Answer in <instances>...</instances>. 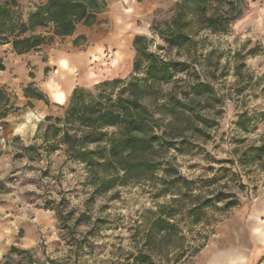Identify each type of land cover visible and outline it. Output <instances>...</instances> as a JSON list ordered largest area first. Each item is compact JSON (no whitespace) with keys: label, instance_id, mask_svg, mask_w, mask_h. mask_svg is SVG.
<instances>
[{"label":"rangeland","instance_id":"374dc122","mask_svg":"<svg viewBox=\"0 0 264 264\" xmlns=\"http://www.w3.org/2000/svg\"><path fill=\"white\" fill-rule=\"evenodd\" d=\"M36 1L19 0L25 14ZM180 1L148 0L144 6V0H137L146 14V19L137 21V24H147L149 31L161 37V30H169ZM229 1L237 4L241 14L225 31L196 32L192 25L187 29L192 33L188 45L168 47L178 58L167 60L176 62L177 74L184 73L187 79L182 77L158 84L154 94L144 100L153 116L150 126L164 139L156 143L155 151L146 156L155 167L130 175L124 183L117 180L107 190L111 168L88 165L72 157L74 151H78L77 147L90 145L86 140L81 141V136L90 129L69 114L70 98L65 104L56 103L54 106L53 102L44 99L26 97L25 88L31 84L40 88L44 77L59 67L49 60L73 59L99 46L96 40L110 30L107 25L116 12L109 4H115L117 0H106L107 8L99 16L98 24L90 28L80 26L73 36L56 38L53 43L24 55L14 53L10 45L0 47V175H3L0 179V217H6V212L9 216L6 219L16 224L19 217L33 218V211L46 208L55 214L56 219L55 225L38 226L35 230L37 238L46 237L47 242L41 239L27 248L19 244L25 236L17 226L16 234L12 233L6 240L8 244L10 240L16 242L0 256L21 257L16 264H156L152 258L155 253L163 258L164 264H229L242 244H250L247 230L240 231V236L231 237L232 229L237 225L229 223L264 192V159L246 164L240 159L248 147L264 144V121H258L249 131L236 126L241 112L252 114L264 110V74L258 73V69H264V16L259 14V7L253 9L247 0H226V3ZM252 2L264 5V0ZM169 14L170 21L156 19ZM233 24L238 27H231ZM44 31L38 29V32ZM202 32L208 34L200 36ZM237 32L239 35H234ZM79 34H85L87 41L76 46L73 41ZM138 34L143 35L136 33L127 41L129 58L123 69L104 73L110 78L98 82H94L96 79L91 83L81 82L79 75L72 83L84 87L83 103L95 105L97 111L110 101L109 98L115 96L113 100H116L119 96H126L125 93L131 94L126 90L127 83L109 85L102 90L95 86L106 80L129 76L135 56L133 39ZM194 35L200 39L195 40ZM211 36L217 38V44L227 43L229 47L222 51L212 48L205 55L201 49L211 46ZM241 36L244 37L242 42ZM221 37L232 39L221 40ZM112 40L103 43L102 51L107 59L118 50ZM235 44L239 47L234 51L231 45ZM157 48L168 54L164 45H157ZM249 60L255 61V67L248 63ZM38 73L40 79H37ZM197 76L210 82L214 90L203 96L200 103L188 94L190 81H195ZM229 77H235L231 85ZM51 82L55 84L54 81L48 84ZM169 97L181 99L192 109L185 112L186 108L178 107L179 115L175 118L164 114L161 105ZM40 114L43 119H35ZM2 115L5 116L1 118ZM29 116L31 120L26 119ZM89 116L95 118L96 112H90ZM29 123L36 124L34 135L26 136L16 131L24 126L27 133ZM85 128L88 131H84ZM26 138L42 140L43 143H22ZM170 151L175 152L170 160L157 159ZM61 154L63 158H60ZM54 155L56 159H52ZM25 159L29 163H17ZM181 169L200 174L189 179ZM161 170L170 178L157 176L156 172ZM219 185L223 187L211 194ZM228 188L234 190L225 191ZM205 191L209 192L206 198L193 196L194 192ZM168 197H172L170 203H159ZM73 200L81 203L73 205ZM185 202L192 204L186 212ZM161 214L171 222L170 229L164 233L152 229L153 221ZM241 218H245V213ZM185 228L190 235L195 233L190 241L182 235ZM125 240L137 250L129 251L121 260ZM13 246L17 247L16 251L12 250ZM65 247L69 249L68 253L60 255ZM140 257L144 258V263L138 260ZM4 263L10 264V261Z\"/></svg>","mask_w":264,"mask_h":264},{"label":"trees","instance_id":"16d2710c","mask_svg":"<svg viewBox=\"0 0 264 264\" xmlns=\"http://www.w3.org/2000/svg\"><path fill=\"white\" fill-rule=\"evenodd\" d=\"M106 8V0H37L25 14L19 0H0V45H10L18 55L27 54L53 43L56 38L75 35L80 26L93 27L98 24L99 16ZM240 14L241 10L233 1L226 3V0H181L177 4L169 30H161L160 34L168 47L182 48L192 41L187 32L190 26L194 25L196 32L225 31L229 23L238 19ZM25 15L27 20L23 19ZM189 15L192 19H187ZM38 29L45 31L38 32ZM145 40L147 36L140 34L133 39L135 56L132 71L126 79L106 80L95 86L96 89L102 90L109 85L127 83L126 90L131 94L119 96L116 100L109 98L110 101L97 111L95 105L83 103L84 87L74 88L69 99V114L77 117L82 125L90 129L81 136V141L106 145L91 149L74 146L78 151H74L72 157L88 165L111 168L112 174L107 180L109 185L105 190L113 187L117 180L124 183L130 175L154 168L146 156L155 151L156 143L164 141L163 136L150 126L153 116L149 114L144 100L154 94L156 85L170 83L176 76L178 67L172 60H164L155 53L144 51ZM86 41L87 36L79 34L73 43L78 46ZM145 60L151 61L146 68ZM213 91L211 83L199 76L188 88V94L192 95L193 100L198 99L199 103L203 96ZM25 96L51 102L43 90L34 88L32 84L25 88ZM166 101L161 105L162 112L172 118L178 117V107L186 108L185 112L192 109L177 97H169ZM92 111L96 112L95 118L89 116ZM258 121H264V110L252 114L243 111L238 114L236 126L249 131ZM107 127L116 128L118 135L114 133L108 136L101 130ZM65 135L70 138L69 134ZM240 159L242 164L264 159V144L248 147ZM170 226L171 222L162 214L152 223V229L160 233L168 231ZM12 250L16 251L17 247L13 246ZM139 259L145 262L144 258Z\"/></svg>","mask_w":264,"mask_h":264},{"label":"clouds","instance_id":"9594fccd","mask_svg":"<svg viewBox=\"0 0 264 264\" xmlns=\"http://www.w3.org/2000/svg\"><path fill=\"white\" fill-rule=\"evenodd\" d=\"M172 2L175 3L176 0H172ZM147 3H148V0H144V6H147ZM247 3L253 9H256L259 7L261 9L259 14L264 16V5H259V3L254 4L252 2V0H247ZM109 7L114 8L116 10L115 14L113 15L112 20L110 21L109 25H107V27L110 30L107 32L106 35L102 36V39L100 41V45L97 46L94 51H90L87 54V55L99 56L100 59H99L98 63H93L92 61L87 60V56L85 57V62H83V63H73L69 57L56 58V59L49 60V63L59 65V67L54 68L53 71L47 75V77H44V79L47 81H54L55 84L58 85V87L54 89L53 84L49 83L45 87H42L41 90L46 92L49 99L53 102L54 106H56L57 101L60 104H65L66 101L68 100V98L71 97L72 87H74V85L69 86V87H65L66 78H71L73 80H77V78L79 77V75L81 73H83L85 78H91L89 74L95 72V73L99 74V76H98V79H96L94 82H98L99 79L110 78V77L104 76L105 72H115L116 71V68L119 67V63L125 59V54L116 55L114 57L116 60V64H113L112 58H110L108 61L109 67H105L104 66L105 62L103 59V51H102L103 43L105 40L110 41V40L116 38L117 36H121V37H123V40L121 41V49H124L126 47V43L130 37L134 36L136 33H141V34L147 36V40L144 41V49H143L144 51L149 52V53H155L157 56H161L162 59H164V60L178 58L175 56V51L169 50L167 44L165 43V41L163 39H161V37L159 35H157L155 32L148 30L147 24H143V26H139L137 24V21L143 22L146 19V14L143 12L141 4L138 3L137 0H117V2L115 4L110 3ZM153 7H155V5ZM170 18H171V14H169L168 16L157 17L156 19L157 20L168 19L170 21ZM23 19L27 20V16L25 15L23 17ZM187 19H192V17L189 15L187 17ZM231 27L237 28L238 25L233 24ZM129 29H131V31H129ZM125 33H127L128 35L124 36ZM189 34H192V33H189ZM207 34H208L207 32H202V33H200V36H204ZM249 34L251 35L252 33H249ZM234 35H239V32L234 33ZM200 36L194 35L193 38L195 40H199ZM220 39L230 41L232 39V37H221ZM243 39H244V37L241 36L240 37L241 42L243 41ZM211 40H212V44L210 47H206V48L201 49L202 51H204L205 55H207L212 50V48H218L219 50L222 51V50L226 49L227 47H229V44H227V43L217 44V42H216L217 38L215 36H211ZM262 43H264V39H262ZM157 45H164V48L168 52V54L165 55L164 53H161L158 50ZM231 47L235 51L239 47V45L235 44V45H231ZM65 61H67V63ZM150 62H151L150 60H145V62H144L145 68L147 67V65ZM248 63L250 65H252L253 67H255V61L249 60ZM222 64H223V61H222ZM77 69H79L80 71L79 72L76 71ZM258 73L264 74V69H258ZM182 77L184 79H187V76L184 73L177 74L176 77H174V79L179 80ZM40 78H41L40 74L38 73L37 79H40ZM234 81H235V77H229L228 78L229 85L233 84ZM190 82L195 83L194 80L190 81ZM165 90H168V88L166 87ZM56 91H61L62 94L57 95V94H55ZM118 91H119V89H117V92ZM125 95L127 96L128 94L125 93ZM113 99H115V96H113ZM229 116H231V112H229ZM26 119L31 120L32 117L29 116ZM35 119L42 120L43 114L36 116ZM26 127H27V133H25V127L24 126L16 128V131L21 132L22 134H25L26 136H28L29 134L34 135L36 133V124L35 123H29L26 125ZM101 130L108 132L110 136L113 133H116L118 135L117 130L115 128H112V127L103 128ZM84 131H88V129L85 128ZM14 134L15 133H13V135ZM33 142L37 143V144L43 143L42 140L32 141L30 138H26L22 141V143H24V144L33 143ZM104 146H106V145H104V144H102V145L90 144V145H87V148L91 149V148L104 147ZM107 146L110 147V145H107ZM174 155H175V152L170 151L164 156L157 157V159L170 160ZM56 158L57 157L55 155L52 157V159H56ZM60 158H63L62 154H61ZM17 163L24 164V163H29V161L27 159H25V160L19 161ZM181 171L184 172V169H181ZM120 174L123 175V172H121ZM184 174L187 175L189 177V179H191V178H193L194 175H199L200 173H198V172L197 173L184 172ZM4 175H7V172H5ZM101 175H103V173H101ZM156 175L164 177L165 179L170 178V177L166 176L162 170L157 171ZM0 179H3V175H0ZM69 179H71V177H69ZM222 187H223V185L216 186L212 190L211 194L214 195L215 192L219 191ZM229 190H234V189H231V188L225 189V191H229ZM208 195H209V192H207V191H205L203 193H201V192H194L193 193V196H199V197H201V199L206 198ZM57 199H59V198H57ZM81 199H83V198H81ZM171 200H172V197H168L164 200L159 201V203L160 204L170 203ZM101 202H103V201H101ZM80 203H81V201H79V200H73V205L80 204ZM152 206L155 207V205H152ZM189 207H192V204H188L187 202H185L184 211L186 212ZM82 210H83V208L81 207V211ZM77 214H79V213H77ZM177 219H178V217H177ZM259 229H264V221L260 222ZM182 235L185 237H188V239L190 241L191 236L195 235V233H192L190 235L188 232V229L185 228ZM41 239H44L45 242H47L48 238H46V237H38L36 239L25 238L24 240L19 241V244L21 247L27 248V247H30V245H32V244L39 243ZM14 242H16V241H14V240L9 241V243H14ZM259 244L264 245V238L259 240ZM2 247H3V252L7 253L8 252L7 244H4ZM136 250L137 249L135 247H133L131 244H129V242L127 240H125V241H123V255L120 256L119 258L121 260H123V256H126L129 251L134 252ZM68 251H69V249L65 247L62 249V253L60 255L67 254ZM144 251H148V249H144ZM49 252H51V249H49ZM152 258L154 261H156V264H164L163 258L160 256H157L155 253H152ZM20 259H21V257L15 256V255L10 256V257L0 256V264H4L5 260L10 261V264H16V261H18ZM229 264H237V262L236 261H230Z\"/></svg>","mask_w":264,"mask_h":264},{"label":"crops","instance_id":"0c3cea01","mask_svg":"<svg viewBox=\"0 0 264 264\" xmlns=\"http://www.w3.org/2000/svg\"><path fill=\"white\" fill-rule=\"evenodd\" d=\"M126 34V33H125ZM102 39V36L99 37L96 41L100 43ZM121 36H117L112 40V42L116 45H118V50L111 55L108 59L105 56V53L103 52V59H104V66H109L108 61L110 58H112V63L116 64L115 56L120 54H125V59L119 63V67L116 68V71H119L123 69L128 61L129 58V51L126 43V47L124 49H121ZM4 45H0L2 47ZM95 49H92L90 51H94ZM90 51L86 53L78 54L76 57H74L72 60L73 63H83L85 62V57L87 56V60L92 61L93 63H98L100 57L96 55H87ZM67 62V61H65ZM76 71H80L77 69ZM106 73V72H105ZM91 78H85L83 73L80 74L79 80L81 82L85 83H91L95 79L98 78L99 74L93 72L89 74ZM75 80L71 78H66L65 80V87L72 86V83ZM49 81L42 80L40 82V89L42 87H45L44 85L48 84ZM52 83V82H51ZM53 84V83H52ZM81 86L78 83L74 84V87H72V91L74 88ZM54 89L58 87V85L53 84ZM45 92V91H44ZM46 93V92H45ZM55 94L60 95L62 94L61 91H56ZM48 96V95H47ZM50 100V99H49ZM51 101V100H50ZM52 102V101H51ZM56 103H59L58 101ZM2 210H0L1 213ZM5 212V211H3ZM245 213V218H241V216ZM27 214V213H26ZM29 214V213H28ZM27 214V215H28ZM6 217H9L8 214L5 212ZM32 216L33 218H28L21 216L19 217L15 222L16 224L11 223L6 219V217H0V245L7 244L8 248L12 245L11 243L8 244L6 240H8L9 236L13 234H16L17 232V226H20L21 229L24 231L25 238L28 239H36L37 236L35 235V230L38 226L40 227H50L52 225H55V214L50 210L46 208H40L36 209V211H33ZM258 218V219H257ZM264 221V192L260 195L256 196L249 206V208L245 211H242L234 220H232L230 224L237 225L236 228L232 229L231 237L240 236L239 233H244V230L248 231L249 238L251 240L250 244L247 242L242 244L240 247L238 253L236 256H233L231 261H236L237 264H264V245L259 244V240L264 238V229H259L260 222ZM247 222V224H246ZM228 231V230H227ZM241 231V232H240ZM230 236V235H228ZM227 236V238H229ZM247 244V245H246ZM3 248V247H2ZM0 247V254L4 253L3 249ZM249 251V255H246ZM210 262V261H209ZM230 262V261H229ZM212 264H220L217 262H211ZM228 264V263H227Z\"/></svg>","mask_w":264,"mask_h":264},{"label":"bare ground","instance_id":"6f19581e","mask_svg":"<svg viewBox=\"0 0 264 264\" xmlns=\"http://www.w3.org/2000/svg\"><path fill=\"white\" fill-rule=\"evenodd\" d=\"M106 56V55H105Z\"/></svg>","mask_w":264,"mask_h":264}]
</instances>
